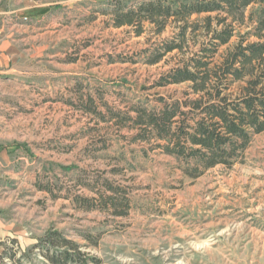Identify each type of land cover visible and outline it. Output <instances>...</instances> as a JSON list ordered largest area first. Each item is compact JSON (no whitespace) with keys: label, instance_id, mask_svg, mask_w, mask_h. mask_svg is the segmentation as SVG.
<instances>
[{"label":"rangeland","instance_id":"obj_1","mask_svg":"<svg viewBox=\"0 0 264 264\" xmlns=\"http://www.w3.org/2000/svg\"><path fill=\"white\" fill-rule=\"evenodd\" d=\"M122 1L130 6L144 0ZM111 4L112 0H0V55L7 57L0 56V70L13 69L26 82L25 87L0 84V132L6 134L0 149L9 148L17 163L35 159L44 182L56 179L53 189L65 188L60 195L69 194L68 175L81 167L86 168L88 186L77 195L98 199L90 185L107 181L122 191L102 188L104 195L128 204H117L124 214L111 207L75 209L70 200L53 201L48 193L37 192L33 183L3 184L12 187L4 194L10 199L3 213L13 225L9 237L27 252L38 239L58 231L100 264H264V132L251 138L231 168L217 166L192 179L175 159L159 151L144 155L147 144H129L122 138H130L134 130L118 131L111 124L95 128L82 114L65 122L70 114L63 103L44 102L57 99L59 91L64 94L56 83L74 77L91 86L103 83L105 100L120 110L136 103L158 107L159 97L167 102L184 99L189 83L153 86L180 61L198 53L207 43L203 32L188 34L182 52L166 54L150 66L145 57L177 33L172 20L158 36L145 24L144 33L135 37L130 27L110 26L111 16L104 12ZM34 10L46 14L28 18ZM250 11L251 7L246 15ZM204 16L193 15L191 21ZM238 40L233 37L218 53ZM255 40L249 37L247 42ZM110 57L116 63L108 64ZM120 57L137 63L119 62ZM113 88H120V94L111 95ZM100 110L106 114L103 106ZM106 134L109 148L96 152L91 146L90 152L96 153L85 157L82 151L90 139ZM56 146L73 148L60 154L53 151ZM24 264L45 262L34 251Z\"/></svg>","mask_w":264,"mask_h":264},{"label":"trees","instance_id":"obj_2","mask_svg":"<svg viewBox=\"0 0 264 264\" xmlns=\"http://www.w3.org/2000/svg\"><path fill=\"white\" fill-rule=\"evenodd\" d=\"M110 7L109 12H104L111 16L110 26L130 27L135 37L144 33L145 24L152 26L151 32L158 36L172 20L177 33L145 57L147 65H156L174 51L182 52L188 34L194 36L201 30L207 43L153 86L189 83L184 99L167 102L159 97L158 107L136 103L120 110L108 104L101 89L96 91L97 102L91 95L84 101L81 95L79 109L102 122L113 123L118 131L134 130L130 138L123 137L129 144H147L144 155L147 151H159L175 159L189 178L196 179L217 166L231 168L242 158L251 138L264 132V0H144L130 6L122 0H112ZM249 7L251 11L246 15ZM202 14L205 16L200 20L191 21L193 15ZM233 37L239 38L238 42L218 53ZM249 37L256 40L247 42ZM117 61L137 63L132 57H120ZM114 62L110 57L109 63ZM39 188L56 198L52 186ZM92 188H97L98 199L77 196L78 208L116 209L117 204L128 207L127 203H117V199L104 195V189L122 191L111 183H93ZM115 213L124 214L117 209ZM82 236L91 240L89 235ZM0 247V264H5L4 260L24 264L34 251L45 264L101 263L58 231L38 239L27 252H21L17 241L11 238L0 243Z\"/></svg>","mask_w":264,"mask_h":264},{"label":"crops","instance_id":"obj_3","mask_svg":"<svg viewBox=\"0 0 264 264\" xmlns=\"http://www.w3.org/2000/svg\"><path fill=\"white\" fill-rule=\"evenodd\" d=\"M43 10H34L31 11L29 13V17L30 19H36L39 16H44L46 13H42ZM2 43L4 41H1ZM8 52V51H7ZM0 56H4V55H0ZM5 59H7L6 56H4ZM70 60V59H68ZM116 63V62H114ZM108 64H113V63H108ZM20 73L15 72V70L13 69H9V70H0V84H4V83H10V84H17L18 86H22L25 87V83L24 80L18 78ZM21 76H24L23 74H21ZM37 84V83H36ZM57 87H62L63 86V90H64V94L61 95V91H59L58 97L57 99H49L44 101L45 103H50V104H58V103H63L64 106H66L68 108L69 111V116H67L65 118V122L67 120V118H71L72 116L74 117L76 114H82V117H88V122L91 123H95L94 127L97 128L100 124H111L113 126V123L111 122H102L101 120L97 119L96 117L92 116L89 113L84 112L83 110L79 109L78 105L79 103H81L80 101V96L82 95V99L84 101H86L87 99V95H91L92 98H94L97 102V96H96V91L97 90H101L103 89L104 85L103 83H97L94 86L88 85L83 79H78V77H74L72 79H70V81L68 83H56ZM119 87V86H118ZM56 87H53V90L55 91ZM49 90H51L49 88ZM113 90V91H112ZM111 91L109 90V93L112 95H119L120 93V88L119 89H112ZM56 92V91H55ZM94 92V94L92 93ZM105 96V95H104ZM109 104V103H108ZM111 105V104H110ZM115 108L119 109V106H114ZM89 125V123H88ZM114 127V126H113ZM94 130V129H91ZM99 130H101L99 128ZM118 130V129H117ZM94 133V132H93ZM98 134V133H97ZM75 135H71L69 136V138H73ZM107 134L106 135H99L98 137H96V139L92 140L90 139V145L89 146H85L83 149V154L85 155V157H87L86 155H90V154H95L97 152V150H103V149H108L109 148V144H110V140L107 139ZM6 137L5 133H1L0 132V140L4 139ZM123 138V137H122ZM124 139V138H123ZM105 141V143L100 142V141ZM125 140V139H124ZM95 147L96 149H94L96 152H90V147ZM73 147H65V148H61L56 146L55 150L53 151H57L58 153H70L72 151ZM13 154L11 153V150L9 148H1L0 149V238L1 236H6L5 239H10V231L13 228L11 225V220L9 217L5 216L3 213L6 209V207L9 205L8 203L10 202V199L7 198V196L5 197V191H12V187H7L5 185L2 186L3 184H7V183H12V184H19V185H23L24 183H33V187L36 188L37 192H41V193H48L49 197L51 196L49 194V192L40 189V186H44V185H50L52 186L53 189V182L56 181V179L51 180L50 178H45L46 182L43 181L44 176H41L39 173V170H37L36 167V163H35V159L32 160H28L27 158L24 159V162H19L17 163L16 160H14ZM86 159V158H85ZM87 174L86 168H79V167H75L72 169L71 173L68 175L67 172L64 173V176H69V180L68 183H70L69 188L70 190H68L69 194H67V196L64 195H60L62 190H65L64 187H55V189H53V194L56 196V198H51V200L56 201L58 199L64 198L67 200H70L72 203V207L75 209H78V205L75 202V198L79 195L78 192L81 189H86V187L88 186V184H84V183H88V180L85 179V176ZM84 176V177H83ZM88 178V177H86ZM90 188H92V185H90ZM74 190V191H73ZM97 188L94 189V191L96 192ZM102 191V188L100 189ZM97 193V192H96ZM73 194V195H71ZM82 197V196H80ZM86 198V197H84ZM12 239V238H11ZM15 239V238H14ZM1 242V240H0ZM1 247H0V253H1Z\"/></svg>","mask_w":264,"mask_h":264}]
</instances>
